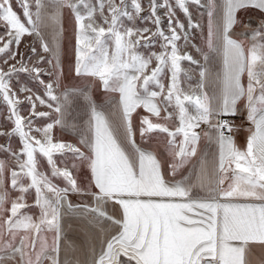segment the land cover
<instances>
[{
  "label": "snow or ice",
  "instance_id": "1",
  "mask_svg": "<svg viewBox=\"0 0 264 264\" xmlns=\"http://www.w3.org/2000/svg\"><path fill=\"white\" fill-rule=\"evenodd\" d=\"M0 264H264V0H0Z\"/></svg>",
  "mask_w": 264,
  "mask_h": 264
}]
</instances>
